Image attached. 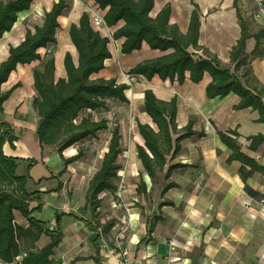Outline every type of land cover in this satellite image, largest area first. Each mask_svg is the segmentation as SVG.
<instances>
[{"label": "crops", "instance_id": "1", "mask_svg": "<svg viewBox=\"0 0 264 264\" xmlns=\"http://www.w3.org/2000/svg\"><path fill=\"white\" fill-rule=\"evenodd\" d=\"M85 1L91 12L96 11L104 17L106 9L98 7L93 0ZM167 4L171 8L169 23L176 24L183 34L189 29L197 5L200 48L189 46V51L196 58L216 57L220 66L238 73L253 91L259 90L264 100V13L253 0H155L150 15L156 16ZM89 10L82 9L73 22H78L81 13ZM238 11L250 37L245 43V60L236 68L230 55L242 34ZM71 23L69 21L66 26L67 32ZM122 24L120 21L117 25L101 28V34L110 38L111 57L106 59L102 70L92 75L93 78L115 77L121 79L118 82H125L123 72L163 54L147 42L131 53H122L124 38L112 36ZM5 49L0 52V62L8 57L9 48ZM28 64L17 65L2 83L1 92L8 85H11L9 89L15 85L20 75L24 76ZM61 64L63 58L57 61V66L60 65L57 76L66 77ZM211 80L208 72L199 82L191 80L189 71L182 81L177 75L173 80L162 79L158 74L151 79L137 75V81L125 91L128 103L108 101L109 108L103 110L104 118L109 126L112 115L119 117L114 124L119 125L121 134V152L117 158L121 165L117 171L125 175L127 187L122 199L100 192L95 207L86 202L92 176L88 180L82 178L85 166L79 172L73 171L82 157L65 164L57 146L42 148L36 133L39 115L33 100H19V94L15 97V90L12 91L0 109V123L8 122L17 139L13 143L6 141L3 151L7 156L18 158L16 171L22 167L21 174L29 176L27 188L40 193V198L33 199L30 207L36 208L39 200L42 208L34 210L32 216L44 221L49 230L59 229L62 233L48 264H264L261 256L264 252V171L250 170L244 178L240 170L242 162L228 160L232 150L220 137L222 131L236 130L238 134L231 135L241 151L264 166V142L256 149L249 147L252 136L264 135V122L259 120V111L252 106L237 107L241 96L234 91L225 96L209 97L206 88ZM27 85L30 89L26 92L35 93L33 71L28 75ZM147 88L161 100L176 98L179 132L190 120L194 121L195 132L180 141L174 155L175 138L179 133L172 132L173 148L165 155L166 164L160 171L161 177H156L157 184L138 157V145H144L138 124L148 123L157 129L151 116L143 110ZM135 124L137 133L133 128ZM128 125H132L129 136H134L129 137L128 147L124 146L127 150H124ZM77 143L63 150L64 157L80 151ZM172 165L175 167L167 176ZM142 179L146 182V190L138 192ZM15 217L18 224L29 226L28 219L18 210ZM122 220L129 221L130 228L118 243ZM110 221L112 227L103 231V225ZM50 241L51 236L43 232L34 242V249H41ZM22 243L25 254L32 248L29 247L32 241L23 238ZM124 248L129 250L128 256L122 254ZM5 264H19V261Z\"/></svg>", "mask_w": 264, "mask_h": 264}, {"label": "trees", "instance_id": "2", "mask_svg": "<svg viewBox=\"0 0 264 264\" xmlns=\"http://www.w3.org/2000/svg\"><path fill=\"white\" fill-rule=\"evenodd\" d=\"M33 0H0V39L8 31H11L18 20L21 11L29 9ZM155 0H93L98 7L106 9L104 14L108 26H119L112 34L114 39L124 38L121 44L122 53H131L142 47L147 42L153 49H159L163 54L157 58L145 60L128 72L135 75H144L151 79L158 74L162 79H185L186 71L190 78L199 82L208 72L212 80L208 83L206 91L209 97L225 96L230 91L241 96L238 108L252 106L259 111V120L264 122V100L259 90L253 91L245 85L236 72L228 67H222L216 57L205 58L194 57L189 51V46L200 48L198 44L199 35V13L195 5L189 29L183 34L176 24L169 23L170 5L164 6L156 16L150 12ZM67 0H56L49 10L44 14L41 25L35 26L34 30L27 29L23 40L16 46H10L8 57L0 62V109L3 102L7 100L12 91L18 87V83L9 90L1 92V85L8 80L10 73L16 69L18 64L31 63L40 58L39 49L48 44H56V30L60 27L59 17L68 8ZM242 34L237 44L231 50V60L236 62V68L243 63L245 43L250 33L241 17ZM70 38L77 50V60L71 51L64 54V67L66 77H56L55 58H49L42 68L33 70L34 89L33 105L38 110L39 120L37 135L42 148L47 145L57 146L60 157L65 164L78 160L83 156V151L71 157H64L63 150L82 141L88 137H96L98 132L108 128V120L104 117L95 120L91 111L109 108V100L116 99L128 103L129 99L125 91L130 87L126 82H118L117 78H93L105 67L106 59L111 57L108 48L110 38L103 36L96 29L90 18V12L83 11L78 22H72L69 27ZM209 53V52H208ZM177 100L170 101L159 99L151 88L144 90L143 110L147 112L157 129L148 123H139V131L144 138V145H138V157L147 173L155 178L162 171L165 164V155L173 148L172 132L179 133L175 138L173 155L179 150L180 141L192 135L194 121L190 120L178 131L176 124ZM89 111L87 115L79 120L80 112ZM202 134V133H200ZM236 130L220 132V137L232 150L228 160L238 159L242 162L240 170L243 177L250 170H262L255 159L241 151L235 137ZM17 136L12 126L3 121L0 123V259L2 264L19 261V264H48L53 248L61 240L62 233L59 229L49 230L44 221L32 216L34 210L42 208L38 200L36 208L30 207L33 199H39V191H30L27 188L28 177L17 174V160L13 156H7L3 151L6 141L13 143ZM249 145L256 149L264 142V135L258 134L251 137ZM121 134L119 125L116 124L111 130V138L107 151L104 153L101 166L92 175L86 192V202L95 207L99 203V193L105 189L115 190L117 188L114 177L120 165L117 163L121 152ZM172 165L168 171L169 176ZM41 178L39 179V181ZM138 192L146 190V182L142 179L137 187ZM18 210L29 221V226L24 227L16 222L15 211ZM113 222L103 225V231L107 232ZM46 232L51 236V241L41 249H34V242L41 233ZM30 239L32 247L23 253L22 239ZM18 257L19 258L18 260Z\"/></svg>", "mask_w": 264, "mask_h": 264}, {"label": "rangeland", "instance_id": "3", "mask_svg": "<svg viewBox=\"0 0 264 264\" xmlns=\"http://www.w3.org/2000/svg\"><path fill=\"white\" fill-rule=\"evenodd\" d=\"M54 1L56 0H33L32 3L30 4L29 9H26L24 11H21L18 15V20L13 26L11 31H8L4 34V36L0 39L1 42H3L4 47L7 49L10 46H15L18 43L22 41V39L25 36V33L27 29H32L34 30L35 26L41 25L44 21V14L47 10L51 8L53 5ZM69 8H66L60 19V27L56 30V38H57V43L56 44H48L45 47H41L39 49L40 52V58L37 60L32 61L29 63L27 66H25V73L24 76L20 75V79H16V83L19 82L18 87H16L15 90V97L18 96L19 94V100H33L35 93L32 94V91L26 92L27 89L29 90L30 87L28 88V75L32 73V71L35 68H42L46 61L51 58L52 56L55 58V75L57 76L56 70H60V65L57 66V61L61 58H63V64H61V68L64 67V54L67 50L71 51L73 57L75 60H77V50L70 38L69 35V29L67 32V24L69 21L73 22L75 19H77V15L79 12L82 11V9H88L89 7L87 6V2L85 0H67ZM88 7V8H87ZM91 8V7H90ZM88 12H91L90 10ZM19 36H16L18 35ZM16 36V37H15ZM5 49V51H6ZM8 50L6 51V53ZM8 54V53H7ZM22 68V65L19 66V69ZM65 68V67H64ZM128 71L123 72L122 78L126 83L131 85L134 81H130L125 73ZM137 76V75H136ZM19 80V81H18ZM121 80V79H120ZM118 80V81H120ZM14 81V82H15ZM14 83V84H16ZM26 83V84H25ZM11 85H8L6 89H3L2 92H5L6 90L9 89ZM13 97V98H15ZM110 100H116V99H110ZM117 102V101H116ZM89 111L83 110L80 112V116L78 117L77 120H79L82 116L87 115ZM108 113V112H107ZM119 114V113H118ZM92 118L95 120H98L106 115H104L103 109H98V110H93L91 111ZM118 116L112 115L110 119H112L111 124H109L107 129H103L98 132V135L96 137H88L83 139L82 141H79L77 143L78 145V150H83V156L78 162V165L76 168L73 170L75 172H79L80 170L84 169V166L87 168L84 171L83 174V179L87 180L92 176V174L100 167L101 161L103 158L104 153L108 149V145L110 142V136H111V130L115 126L114 124L116 123L115 121H118ZM111 121V120H110ZM134 124V122H133ZM132 125H128L126 128V133L128 135H125L124 140H123V149L127 150L128 147V140L129 137H133L134 135L129 136L130 129ZM135 129V132L137 133V128L136 124L133 127ZM124 146H127L126 149ZM120 162V161H119ZM87 165V166H86ZM121 165V164H120ZM83 167V168H82ZM22 167L16 171L17 174H21ZM120 171V169H119ZM119 171H117L116 176L114 177V181L116 182L119 179ZM160 171L157 173L156 177H161ZM154 178L155 184L158 183V179ZM128 181V180H127ZM86 183V182H85ZM84 183V184H85ZM123 208V207H122ZM121 209V208H120ZM122 224V223H121Z\"/></svg>", "mask_w": 264, "mask_h": 264}, {"label": "built area", "instance_id": "4", "mask_svg": "<svg viewBox=\"0 0 264 264\" xmlns=\"http://www.w3.org/2000/svg\"><path fill=\"white\" fill-rule=\"evenodd\" d=\"M254 1V3H255V5H256V7L258 8V10L260 11V12H263L264 13V0H253ZM90 18H91V23H92V25L95 27V28H97L99 31L101 30V28H104L107 24H106V22H105V19H104V17L100 14V13H98V12H96V11H92V12H90ZM125 75H126V77L130 80V81H134V82H136L137 81V76L135 75V74H131V73H129V72H126L125 73ZM133 82V83H134ZM119 176H120V178H119V181H118V184H117V189L116 190H114V191H110V190H108V189H105V190H103V192H104V194L105 195H108V194H114V195H116L117 197H119L120 199H122L123 198V191L126 189V187H127V184H126V182H125V175L124 174H119ZM100 194V193H99ZM127 208L129 207V206H126ZM129 221H126V220H122V225H121V227H120V229H121V233L120 234H118V238H117V242L119 243V241H120V238H122L123 236H124V233H125V231L127 230V229H129L130 228V224L128 223ZM118 246H120L119 244H118ZM122 254L124 255V256H128L129 255V250L127 249V248H124L123 250H122ZM262 258L264 259V252L262 253ZM214 263V262H213Z\"/></svg>", "mask_w": 264, "mask_h": 264}, {"label": "bare ground", "instance_id": "5", "mask_svg": "<svg viewBox=\"0 0 264 264\" xmlns=\"http://www.w3.org/2000/svg\"><path fill=\"white\" fill-rule=\"evenodd\" d=\"M16 36H19V33ZM3 48H4L3 42L0 41V52H3Z\"/></svg>", "mask_w": 264, "mask_h": 264}]
</instances>
